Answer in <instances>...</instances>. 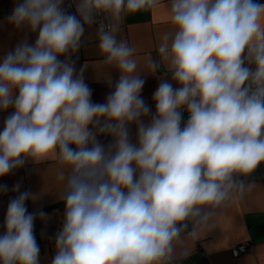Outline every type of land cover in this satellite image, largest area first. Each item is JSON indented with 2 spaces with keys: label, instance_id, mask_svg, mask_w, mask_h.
Returning a JSON list of instances; mask_svg holds the SVG:
<instances>
[{
  "label": "clouds",
  "instance_id": "1",
  "mask_svg": "<svg viewBox=\"0 0 264 264\" xmlns=\"http://www.w3.org/2000/svg\"><path fill=\"white\" fill-rule=\"evenodd\" d=\"M157 0H15L6 17L25 37L0 57V178L28 160L54 161L63 217L50 264H164L182 222L218 205L233 174L264 163V3L170 0L171 38L159 46L170 79L142 96L146 79L116 29L99 31L104 63L119 78L103 102L77 71L84 24L93 12L119 17ZM64 57V59H61ZM151 74L160 67L148 60ZM188 113L187 120L184 113ZM134 129V131H133ZM110 138L102 143L100 137ZM8 203L0 264H40L28 191ZM7 185H0V193Z\"/></svg>",
  "mask_w": 264,
  "mask_h": 264
},
{
  "label": "crops",
  "instance_id": "2",
  "mask_svg": "<svg viewBox=\"0 0 264 264\" xmlns=\"http://www.w3.org/2000/svg\"><path fill=\"white\" fill-rule=\"evenodd\" d=\"M74 1L78 9L82 0ZM258 2L264 3V0ZM14 3L15 0H0V57L25 37L30 43L36 40V34L27 28L15 29L7 23L6 17ZM169 6L170 0H157L154 7L136 12L123 11L118 18L108 13V30L115 28L117 40L134 49L133 58L138 61V72L146 79L142 96L153 109L151 97L160 78L170 79L158 51L165 36L171 38L175 30L170 21ZM77 15L79 17L78 11ZM99 31L94 23H85L80 47L71 54L77 71L83 69L84 80L92 89L95 102L104 101L111 90L108 80L111 79L114 85L120 75L115 66L104 63L105 56L99 49ZM149 59L160 64L155 74L149 72ZM4 115L0 114V130ZM184 119L187 120V117L184 116ZM57 168L54 161L37 163L30 159L11 174L0 178V185H7V192L0 193V234L4 231L8 203L18 195L13 191L17 183L21 192L31 194L26 201L28 211L42 210L46 214V220L38 217L34 224L36 237L46 243L40 252V264H50L55 253V242L50 239L60 229L63 217V202L59 199L63 186L57 179ZM232 180L233 186L224 201L218 205L198 206L182 222L173 253L164 264H264V165L249 174L233 176ZM243 240L251 241L254 250L233 257L231 247Z\"/></svg>",
  "mask_w": 264,
  "mask_h": 264
},
{
  "label": "built area",
  "instance_id": "3",
  "mask_svg": "<svg viewBox=\"0 0 264 264\" xmlns=\"http://www.w3.org/2000/svg\"><path fill=\"white\" fill-rule=\"evenodd\" d=\"M258 1H261V0H258ZM63 7L69 13L77 14V8H76L74 0H65ZM0 16H1V13H0ZM92 23L97 25L100 29L103 28L104 30H108L110 28V23H109V19H108V12L94 11ZM184 116L188 117V113L185 112ZM261 165H264V163H261L257 167H259ZM242 175L243 174H239V173L233 174L234 177L235 176H242ZM3 226H4V223H3ZM54 237L55 236L51 237L50 241L55 242ZM36 239H37V243L40 245V252H41L46 243H45V241L40 240L37 237H36ZM253 250H254V244L249 240H243V241H240V242L236 243L235 245H233L230 249V253L233 257H237V256H239L245 252H249V251H253Z\"/></svg>",
  "mask_w": 264,
  "mask_h": 264
},
{
  "label": "water",
  "instance_id": "4",
  "mask_svg": "<svg viewBox=\"0 0 264 264\" xmlns=\"http://www.w3.org/2000/svg\"><path fill=\"white\" fill-rule=\"evenodd\" d=\"M109 139H110V138H106V137H103V136L100 137L101 142H102V143H105V144L109 142Z\"/></svg>",
  "mask_w": 264,
  "mask_h": 264
}]
</instances>
